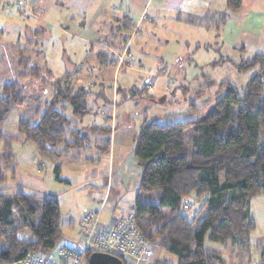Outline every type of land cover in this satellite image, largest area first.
<instances>
[{"label": "rangeland", "instance_id": "374dc122", "mask_svg": "<svg viewBox=\"0 0 264 264\" xmlns=\"http://www.w3.org/2000/svg\"><path fill=\"white\" fill-rule=\"evenodd\" d=\"M112 2L118 5L119 0ZM68 5L69 0H36L33 4L28 0H0V96L2 86L13 81L22 84L27 95L26 101L15 105L3 121L7 134L17 131L19 118L36 119L50 100L52 84L34 77L30 70V66H40L44 76L45 60L52 71L50 80L64 75L74 88L87 89L90 111L79 126L105 124L107 114L114 116L113 124L121 131L138 130L143 121L159 124L199 121L220 95V82L230 81L241 89L255 72L249 69L239 73L231 64L224 63L222 60L227 56L236 62L242 55L204 44L211 38V32L177 22L171 13L154 19V24L145 16L139 31L131 36L129 54L99 52L96 39L103 44L123 39L116 22L106 17L91 18L92 11L72 12ZM26 39L32 42L30 46L23 44ZM18 53L22 57L16 60ZM101 75L108 81L102 82ZM112 100L113 105L109 104ZM65 113L72 116L70 106ZM62 148L59 145V150ZM11 151L14 159L3 167L5 180L0 183V192L7 196L16 192L39 197L54 195L59 204L62 230L58 246L79 249L82 245L79 221L93 204L92 180L84 179V171L91 173L105 166L107 172L105 162L95 164L96 169L91 163L76 165L71 159L41 152L28 141L12 142ZM56 165L59 178L54 175ZM134 193L133 186L126 190L122 209L130 206ZM187 198L193 200L196 211L200 202ZM119 213V209L114 212ZM107 215L102 211L100 220L104 222ZM250 216L255 229L247 236L226 244L206 237L205 246L218 251L227 264H262L264 192L251 199ZM152 246L158 259L177 262L165 249L156 244Z\"/></svg>", "mask_w": 264, "mask_h": 264}, {"label": "trees", "instance_id": "16d2710c", "mask_svg": "<svg viewBox=\"0 0 264 264\" xmlns=\"http://www.w3.org/2000/svg\"><path fill=\"white\" fill-rule=\"evenodd\" d=\"M225 5L236 10L241 1L225 0ZM223 62L239 73L255 72L241 89L230 81L220 82L221 93L201 120L143 121L133 140V154L141 170L134 195L136 224L151 244L174 255L176 264H227L219 252L204 245V239L226 244L247 236L255 229L251 199L264 192V53ZM30 67L34 77L52 84L51 98L36 119L19 118L17 131L7 134L3 121L27 95L16 81L2 86L0 183L5 180L3 167L14 159L12 142L28 141L57 157L91 144L87 132L74 127L90 111L87 89L74 88L64 75L50 80L49 69L44 77L40 67ZM69 106L72 116L65 113ZM59 145L63 146L60 150ZM58 172L59 166H55V178H59ZM186 197L200 202L192 216L181 212ZM61 240L59 204L54 195L16 192L7 196L0 192V264H14L34 251L50 252ZM91 253L84 252L83 264H89ZM260 259L264 264L263 251ZM152 264L169 263L156 259Z\"/></svg>", "mask_w": 264, "mask_h": 264}, {"label": "crops", "instance_id": "0c3cea01", "mask_svg": "<svg viewBox=\"0 0 264 264\" xmlns=\"http://www.w3.org/2000/svg\"><path fill=\"white\" fill-rule=\"evenodd\" d=\"M28 1L33 4L36 0ZM240 1L241 5L236 10L226 7L225 0H119L118 5H115L112 0H99L96 2L97 4L93 3V0H69L68 8L75 13L85 12L86 10L92 11L91 18L104 19L106 17L107 20L112 19L116 22L117 29L124 36L123 39L120 40V37L118 40H113L118 44H103L98 41L99 39H96L99 43V52L106 50L110 53L119 54L120 52L119 55L129 54L131 36L139 31L145 16L153 23L154 19L165 13H171L177 22L200 27L211 32V38L204 41V44L208 46H218L247 57L256 53H264V0ZM188 16L201 20L195 23L184 21ZM122 20L129 22V25H123ZM23 44L30 46L32 42H28L26 39ZM117 48H120V50ZM15 56L16 60L22 57L19 53ZM24 57L27 60L29 59L28 56ZM44 62L42 65H44V73L46 74L50 68ZM101 80L102 82L108 81L104 76ZM113 95H115L114 92ZM113 102L112 100L109 104L113 105ZM111 105L110 108L114 111V106L111 107ZM105 118L107 123L102 125L89 123L85 126H79L82 121H76L74 127L86 131L90 137V147L85 150L71 149L67 153L58 156V158L71 159L76 165L91 163L94 164L95 169V164L105 162L107 172L105 166H99L97 170L91 173L89 170H85L84 179L88 180L90 178L88 181L92 180L90 190L91 197L93 196L91 201L94 205L90 206L100 208L102 204L103 209L101 212L108 213L104 222H108L114 216L134 213V197L129 202L130 206L127 209H122L121 204L126 201V190L130 189L131 186L136 190L141 170L137 166L133 154V140L139 129L121 131L113 124L114 116L111 117L106 114ZM101 144H104V146H100ZM118 209L120 213L114 214ZM154 252V260H156L158 257L155 250Z\"/></svg>", "mask_w": 264, "mask_h": 264}, {"label": "built area", "instance_id": "2783aa9c", "mask_svg": "<svg viewBox=\"0 0 264 264\" xmlns=\"http://www.w3.org/2000/svg\"><path fill=\"white\" fill-rule=\"evenodd\" d=\"M102 206L88 208L82 215L78 230L82 238L79 249L62 245L47 253L34 251L14 264H83L85 251L115 255L124 260L123 264H152L153 246L141 234L134 213L117 215L102 222ZM181 212L192 216L196 212L193 200L184 198Z\"/></svg>", "mask_w": 264, "mask_h": 264}, {"label": "water", "instance_id": "95a60500", "mask_svg": "<svg viewBox=\"0 0 264 264\" xmlns=\"http://www.w3.org/2000/svg\"><path fill=\"white\" fill-rule=\"evenodd\" d=\"M88 261L89 264H123L120 258L105 252H92Z\"/></svg>", "mask_w": 264, "mask_h": 264}]
</instances>
